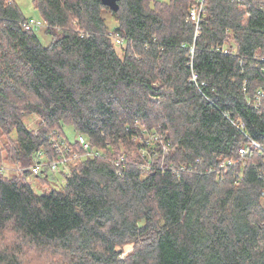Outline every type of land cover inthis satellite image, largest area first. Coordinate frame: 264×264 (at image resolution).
<instances>
[{"label":"trees","instance_id":"16d2710c","mask_svg":"<svg viewBox=\"0 0 264 264\" xmlns=\"http://www.w3.org/2000/svg\"><path fill=\"white\" fill-rule=\"evenodd\" d=\"M193 3L0 0V264H264L263 5Z\"/></svg>","mask_w":264,"mask_h":264},{"label":"rangeland","instance_id":"374dc122","mask_svg":"<svg viewBox=\"0 0 264 264\" xmlns=\"http://www.w3.org/2000/svg\"><path fill=\"white\" fill-rule=\"evenodd\" d=\"M13 1L21 9V11H22V13H23V15L25 17H29L31 19L39 21L40 18L38 16L37 12L35 11V9L33 8L32 0H13ZM257 2L260 3L261 5H264V0H260V1H257ZM105 15H106L108 26L110 28H113L115 23L110 18L109 13H105ZM44 29H39L38 31H36V33H37L41 43L43 45H47V44H49L51 39H50V37L48 35L44 34ZM38 120H39L38 116L31 115V116H28V117H26L24 119V123L29 128H34L35 129V127L37 126ZM65 132L67 133V137L70 139V141H74L75 140L77 134H75V132L73 131L72 127L65 126ZM148 138L149 139H153L152 136H149ZM2 140H3V138L0 136V146H1ZM167 152H168V150H166L165 153L167 154ZM0 168H3L2 170L6 169L5 172L6 173L9 172V174L13 172L12 167L7 165V163L5 161H4V164H2L0 166ZM27 181L31 185V187L34 190V192L37 193V194H42L43 192L48 191L50 188L51 189L58 188V187H60L61 182H63L60 174H54V175L51 174V175H49V177L47 179V183L44 184V185L40 182L39 179L34 178V177H29ZM127 251H129V250H127Z\"/></svg>","mask_w":264,"mask_h":264},{"label":"built area","instance_id":"2783aa9c","mask_svg":"<svg viewBox=\"0 0 264 264\" xmlns=\"http://www.w3.org/2000/svg\"><path fill=\"white\" fill-rule=\"evenodd\" d=\"M256 1H260V0H256ZM203 7H204V0H194V3L192 4V7L189 10L188 20L194 23L196 35L198 34L199 29H200L198 23H199V19L203 11ZM262 9L264 11V5ZM23 26L26 30H30V29L36 30L37 28L41 27V24L34 19H29L26 22H24ZM121 42H122L121 40L116 39L115 43L121 44ZM222 53L228 54L229 53L228 48H223ZM52 141H53V146L55 147V149L57 150L60 156L59 160H56L52 162L51 164V169L54 171L57 169L58 163L62 165L65 164V154L67 153L69 149H68V145H65V144H64L65 146L61 145L60 139H56L53 137ZM77 144L80 147V149L84 151L83 153L85 156H92V153L88 150L89 143L85 140L83 136L78 135ZM163 150L164 152H166L167 148L164 147ZM250 150H255L260 153L262 157V161H263V167H264V146L256 143L255 141L250 140L249 144L246 147H243L242 149L239 150V153L241 156H245ZM40 169H41V166L37 164L31 169V171L34 175H36L38 174Z\"/></svg>","mask_w":264,"mask_h":264},{"label":"water","instance_id":"95a60500","mask_svg":"<svg viewBox=\"0 0 264 264\" xmlns=\"http://www.w3.org/2000/svg\"><path fill=\"white\" fill-rule=\"evenodd\" d=\"M118 1L119 0H101L102 5L110 8L113 11L118 10Z\"/></svg>","mask_w":264,"mask_h":264}]
</instances>
